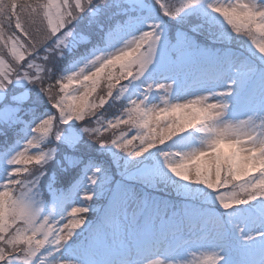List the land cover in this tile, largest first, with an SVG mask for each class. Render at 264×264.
I'll return each instance as SVG.
<instances>
[{"label":"snow or ice","instance_id":"6c2138e0","mask_svg":"<svg viewBox=\"0 0 264 264\" xmlns=\"http://www.w3.org/2000/svg\"><path fill=\"white\" fill-rule=\"evenodd\" d=\"M0 264H264V0H0Z\"/></svg>","mask_w":264,"mask_h":264},{"label":"rangeland","instance_id":"374dc122","mask_svg":"<svg viewBox=\"0 0 264 264\" xmlns=\"http://www.w3.org/2000/svg\"><path fill=\"white\" fill-rule=\"evenodd\" d=\"M200 253H197V252H190L187 254V259L189 261H194L195 259H197L199 257Z\"/></svg>","mask_w":264,"mask_h":264}]
</instances>
